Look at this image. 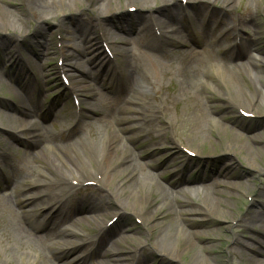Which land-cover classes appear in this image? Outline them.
<instances>
[{"label": "bare ground", "instance_id": "obj_1", "mask_svg": "<svg viewBox=\"0 0 264 264\" xmlns=\"http://www.w3.org/2000/svg\"><path fill=\"white\" fill-rule=\"evenodd\" d=\"M159 1L161 4H164L163 7H153L152 0H126L128 6L133 5L137 7L134 16L127 21L133 24L135 21L147 22L148 20H153L154 22L157 21L155 25L164 28L167 26L168 21L177 22V20L181 21L182 18L184 22V18L182 16L180 18V14L190 8L200 26L209 25L211 28H219L221 26V24L218 26L215 25L213 19L216 18L218 12L215 9H211L217 0H209V2H203L202 0H186L187 2L185 4L183 2H178V0ZM3 3H5V0H0V29L8 27L14 29L22 28L24 23H20L17 15L3 6ZM26 3H28L27 9L30 15L42 22L58 11L63 12L66 8L71 9L72 6L79 8L78 5H81L83 2L81 0H29L26 1ZM115 3V0H94V3L91 1L88 7H93V4H95V9L98 8L97 15L94 16L95 20L90 19L88 21L78 22L74 26H64L60 29L65 34V37H74L78 40L80 39L82 42V44L76 43L72 45V51L66 50L64 47L59 50L60 56L66 61L65 67L62 68V72L69 73L72 83V94L79 99L83 98L81 108L82 104L84 108L82 110L85 111L86 109L96 116L93 118V121L85 120L84 117H86V115L82 113L73 118L69 126L70 131L67 138V140L71 139L72 144L65 145L58 142L56 137L52 136L50 133L45 131L42 132L38 124H29V120L26 122L16 118V115L0 112V119L3 118L5 120L4 124H17L12 128L14 132L28 134L24 139L23 137L21 138L15 136L13 133H9L12 134L11 138L15 143L27 145L32 152L36 150V162H38V160H44L51 169H54L59 174L68 175L65 178L57 179L52 174L40 169L39 167H41L42 164L39 165L38 168L35 167L30 175H28V173H23L22 176L19 177H9V186H14L16 189L14 191V198L17 206L22 212H26L25 215H28V218L39 216L37 220L42 219L43 222L37 224L35 229L46 231V235H41L43 240L40 242L38 236L34 234L27 235V232L24 230L25 226L20 223L16 217L10 219L1 213L0 223L3 224L0 225L2 227L0 237L2 236L6 239L5 241H0V244H5L0 247V251H5L2 248L11 247L14 253H18L22 259L27 258L28 264H34L38 259L42 264H55L42 255L44 254V248L52 249L55 253L56 260L58 259L61 264H82L86 262L90 254L91 256L95 254L91 252L94 250V247L97 248L98 255L105 257L111 264H119V262H122L121 264L145 263V261L147 262L150 259L151 252L162 254L166 259L171 261L182 260L181 264H229L219 262L216 258L211 256L213 247L199 246V241L203 239V233L197 228L201 222L199 223L198 220L192 217L202 212L201 214L203 215L201 218L205 220V217H208V215L214 211L210 208L212 205L215 203L220 206L224 205L220 197H230V195L224 191L225 189L234 188L231 182L224 180L230 177L229 167H222L216 172L218 173V177H224V179L215 177L212 183L208 184L211 193L208 192L201 196V204L198 205L194 202L192 197L188 195V192L183 191L181 193L175 190V187L181 183L192 182L190 172L181 169L173 176H169L163 170H159L163 167V163H155L154 161V157L157 152H159V148L144 156L141 154V151L136 154V152L132 151L123 141L124 138H127L130 141L134 140V142H145V147L149 148V143L157 138L158 140L161 139L164 141L165 144H176V146L179 147L180 144L177 143L175 138L165 137V133L162 135H155L153 133V128H155L154 125L158 122L157 120L161 118L167 105H159L154 108L125 107L126 111L132 113H129L122 121L129 122V124L116 127L98 105L99 93L97 92L96 85L101 82L113 83L118 81L121 83L120 89L124 90V92L127 91L129 85H135L139 90L137 94L142 96L143 93H147V91L152 88L157 89L162 87L163 81L167 76L171 80L176 79L178 81V90L174 89L172 92L173 95L167 96V100L170 102L175 101L176 103L183 100L184 97L191 102L193 100L194 104L199 106L201 119L207 120L208 126H211L221 133L225 130L224 123L222 122L228 120L226 119V115L218 114V112L214 110V106L216 105L211 103L208 104V97L195 93L188 83H191L196 90H204L206 93H211L215 92V90L210 86L207 78H212L222 89L227 90V92L232 95V98H230L231 101L227 98L225 99L228 101V104L232 107H236V110L238 109L239 112H245L251 115V117H256V115L261 114L260 109L264 106V57H246L248 55L247 51L251 47H256L257 42L254 41L251 44L249 41L246 43L245 40L240 41V44L237 43L236 45L233 44L228 46L231 52L236 50L238 59L234 64H231V66L226 63L225 66L220 64L214 69L209 67L205 73L206 78L196 77V74L200 73L195 64H198L200 61H186L185 58H182L183 54L179 51L177 59L169 57L168 54H164V56L169 59L161 57L163 55L160 53L162 51H167L164 45L179 44L180 47H188L180 37L181 33L179 28L172 29L170 25L171 30L169 32L166 31L164 35L165 44H159L158 41H155L153 35L148 34L150 29L146 26L138 31V33L134 31V38L128 39L124 36L127 29H129L126 27L127 25L125 26V24L115 22L104 24L103 15L108 12L107 10L110 5L114 8L112 12L121 10ZM224 3L225 11H230L234 8L232 4L233 0H225ZM102 10L106 11L104 12ZM247 14L251 15L252 13L247 12ZM186 19V21H189L190 25H195L193 23L194 19L188 18L187 16ZM15 21L20 23V25L18 26ZM245 23L244 20L238 25H235V27H239V30H241V28L246 25ZM227 29L231 31L233 26L230 25ZM44 33L43 29L38 30L34 37V42L36 43V39L39 36H42L43 39ZM37 34L39 36H37ZM20 36L22 37V35ZM42 39L37 42L40 49L36 52V57H40L41 54L45 52L49 53L50 49H53L50 39L45 41H42ZM101 39L112 47L115 55L114 60L99 50L98 46L101 43L99 42ZM84 42H86V44ZM135 42H140L141 46L144 47V53L133 55L129 51L127 45ZM41 46L44 47L43 50ZM92 49L96 51L93 57L90 56L91 53H94ZM146 49L148 52L145 51ZM83 57L88 58V60H86V62L88 61V65H86L88 68L83 66V61H79L83 60ZM244 58H246L245 61H243ZM119 60L121 61V67L124 72L116 69L117 74L120 75L116 76V74L112 72V69H114V64L119 65ZM6 61H8V63L13 62L14 66L17 65L18 68H21L18 74L19 80H17L21 91V94L19 93L18 95L20 99L19 104L23 106L28 99H40L43 101L48 92H46V90H48L47 85L49 84L47 82L48 78H50L49 75L43 71L45 70V66L39 67L41 69V74L39 72H33V76H31L26 67L29 63H33V60L26 59V61L23 62L19 57H15L14 55L11 56V52L8 51L6 54ZM78 76L81 80L77 79ZM240 78L242 81L247 78L254 84L253 95L250 94L244 86H241ZM41 83H43L46 88L39 87V89L35 91V86ZM124 96L128 97L127 94ZM64 97L63 95V98ZM64 99L66 101V97ZM143 100L144 99L133 100L132 98L130 102L140 103L141 101L144 102ZM192 103L191 105H193ZM58 106L59 103L57 99H54L48 108V115L59 116ZM209 112H214L218 118L215 116L210 118ZM26 116L29 118V115L26 114ZM122 121L117 120L118 125H121ZM186 121H189V119H186ZM177 122H180V117H178V121L172 120L169 117L166 118V124L169 126H176ZM189 122L196 124L195 127L197 129L201 131L204 130L201 122L198 123L194 119H191ZM147 123L148 126L145 128L144 126ZM2 124L3 123L0 122V127L8 129ZM150 128L151 130H149ZM84 129L86 131L83 133ZM246 130L249 131L250 128H246ZM243 138H245L243 134L236 135L237 142H239V140L242 141ZM59 139L64 140L66 137L60 135ZM201 139L203 138H200L196 142L199 144L204 143ZM158 140L153 142H159ZM250 141L264 142V137L260 138L253 136L250 137ZM245 145L244 143H235L233 146L229 145L226 150L227 152L241 153ZM78 148L84 150L89 156H87L86 159L81 157L78 151H76ZM169 152V150H166L160 152V154L166 155L165 162L172 163L175 154L173 151L171 154ZM194 152L196 153L197 151ZM248 153L251 152L249 151ZM197 154L199 153L197 152ZM142 158H145V160ZM249 161L251 165L255 163L253 157ZM63 169H65V171ZM153 170H157V173L154 174L151 172ZM174 177H180V179L174 180ZM158 179H162L166 185ZM89 181L99 182L104 190L110 189V195L112 197L114 196V199L112 201H109V199L106 200V198L99 193L83 194L76 197L75 204L71 206L69 202L73 200V198H71L73 191L81 189L83 184ZM263 195L264 190H262L260 197ZM122 196H127L128 199L130 198L132 200L131 206L129 205L131 208L127 207L141 219L142 223L153 236L151 238L149 237L146 242L140 241L133 234H127L129 231L133 230L132 228H124L122 230V227H120L116 232H118V234L122 233L123 239H116L113 241L114 247L107 248V245H103L102 234L103 229L109 226V222L100 217V215L97 216L96 219L94 218L96 225L100 227L96 235L91 236V233H80L76 228V226H79V223L71 224L70 227L65 228L60 226L62 221L66 222L69 220L73 222L74 217L85 211L88 212V214L89 212L95 214V212L108 211L105 207L106 205L110 207L112 205H117V210L121 208L125 209ZM182 196L185 198H182ZM118 198L121 199L119 200ZM87 204H89V208H86ZM196 205L205 206L207 210L197 211L194 208ZM157 213H159V216H156ZM116 216L117 214L113 215V217ZM99 217L101 219H98ZM159 217H161L160 220L158 219ZM253 218L255 219L253 215H249L247 222L248 219ZM258 219L263 220V217L261 216ZM254 223L256 224V222ZM244 228L249 227L245 224ZM50 233H53V236H59V238H61L57 241L58 245L60 244L61 247L54 248L51 242L45 241V238ZM124 233L126 234L123 235ZM237 242L238 246H245L241 241L238 240ZM123 243L126 244V249L129 248V252H133L132 255L128 253L130 257H126L128 254L126 255L120 250L124 248ZM117 244H119V246ZM260 244L263 246L264 241L262 240ZM147 246L151 250L145 252ZM142 249H144L145 252L144 254L142 253L143 256L138 253V251ZM75 252H77V254L73 256L72 254ZM234 252V249L230 250L231 257H233ZM139 256H141V258H139ZM161 264L167 263L163 262Z\"/></svg>", "mask_w": 264, "mask_h": 264}, {"label": "rangeland", "instance_id": "obj_2", "mask_svg": "<svg viewBox=\"0 0 264 264\" xmlns=\"http://www.w3.org/2000/svg\"><path fill=\"white\" fill-rule=\"evenodd\" d=\"M26 1L29 0H5V3H3V6H5L9 11L14 12L19 18L20 23L23 22L24 25L22 28L16 29L10 27L0 29V112L9 113L14 116L16 115V118H19L20 120L27 119L23 115L24 110L20 108L22 104H19L20 99L18 97L20 91L17 80H19L18 74L21 68H18L17 65L14 66L13 62L8 63V61H6V54L9 51L11 52V56L14 55L15 57H20L23 59V62H25L26 59L33 60V63H29L27 67L25 66L28 68L29 75L31 76H33V72H39L41 74V69L39 67L45 66V70L43 71L50 77L48 78L47 82L49 83L47 85L48 90L45 89L46 92H48L43 99V103L39 99L27 101L25 104V112L28 113L29 111L30 114V111H33L39 102H41L40 104L43 106V114L41 115V118L34 116L32 123L36 122L35 124L40 126L42 132L47 130L54 134V136L57 137L56 139L58 142H61L65 145H70L72 144V141L71 139L67 140V138L70 131L69 126L73 118H75V116L81 115L82 113L86 115V117H84L85 120L93 121V118L96 116L91 114V112L86 109V112L82 110L84 108L83 104L81 108L83 98L77 100L79 104H75L74 96H70L68 91L65 90V84L60 78L58 71L65 66L66 61L63 60V63L61 64L59 50L64 47L66 50L72 51V45L76 43L82 44L80 39L78 40L74 37H65V34L60 29L64 26H74L78 22L88 21L90 19L95 20L94 16L97 15L98 8H96L97 10L95 9V4H93V7H88V4L91 3V1L94 3V0H81L83 3L78 5L79 8L76 6H72L71 9L66 8L65 11H58L54 15L49 16L46 20L41 22L30 15V12L27 9L28 3H26ZM115 1V4L118 5L117 7H119L121 10L112 12L114 8L112 5H110L107 10L108 12L103 15V20L105 22L104 24H109L110 22L124 23L128 19L132 18L137 11V7H134L133 5L128 6L126 0ZM202 1L209 2V0ZM224 1L225 0H217V2L213 5V8H211L218 12L216 18H214L213 21L217 26L221 24L219 28H211L209 25L200 26L199 22H197V19L194 17L192 9L190 10V8L187 10V14H189L190 18L194 19L193 23L195 25H190L189 21H186L187 19H185V21L182 23H180L179 20H177L178 22L168 21L167 26L164 28L159 26L163 33L166 31L169 32L171 28H179L181 33V35H179L182 41H184L190 47L191 44L194 43L191 48L180 47L179 44H170L167 46L164 45V48H166L167 51H162L160 54L163 56L161 57L165 59L167 57H165L164 54H168L169 57L177 59L179 51L183 54L182 58H185L186 61H200L198 64H195L200 73L196 74V77L202 78L205 77V73L207 72V65L214 69L220 64H222V66H225L226 64L231 65L232 61H236L238 59L236 50L231 52V50L228 48V46L235 43V40H238L237 38H241L242 41L245 40V43L248 41L251 44L254 41L257 42L256 47H251L247 51L248 55L246 57H264V0H233L232 4L234 5V8L230 11L224 10ZM178 2L186 3L187 1L178 0ZM152 5L155 8L164 6V4H161L159 0H152ZM131 8L133 10H131ZM102 11L105 12L106 10ZM247 12L252 14H247ZM244 20L246 25L241 28V30H239V27H235V25H238ZM152 21L153 20H148L146 22L150 28V34H152L151 28L154 27L155 23H157V21ZM15 22L18 24V26L20 25V23L17 21ZM229 24L233 26L231 31L230 29H227ZM136 25L137 29L141 27V24L139 23H136ZM170 25L172 26L171 28ZM40 29H43L45 32L43 34V39L42 36L37 34L39 37L36 39L35 43L34 37L36 32H38ZM20 35H22V37ZM40 39H42V41L50 39L53 49H50L49 53L45 52L44 54H41L40 57H36L35 54L38 49H40L37 42ZM84 43L86 44V42ZM102 47L103 45H99V50L103 52L104 48ZM41 48L42 50L44 49L42 46ZM127 48L133 55H140V53H144L142 50L144 47L137 43H133L132 45L129 44L127 45ZM222 48H225V50ZM219 51H221L222 54H219ZM95 54L96 53H91L90 56L93 57ZM204 55H208L210 57L215 55L216 57L219 56L220 58H217L218 60L211 61V64H208L205 61L204 63L202 62V56ZM86 60H88V58L83 57V60L79 61H83V66L88 68L86 66L88 65V61L86 62ZM245 60L246 58L243 59V61ZM121 66L122 64L119 60V65L115 64L114 69H112V72L115 73L116 76H120L117 74L116 69L118 71L121 70V72H124ZM67 76H69V73H67ZM77 79L81 80L79 76ZM207 80L209 81L210 86L214 88L215 92L206 93L204 90L199 91L194 89L191 83H188V85L193 88L195 93L207 96L209 100L208 104L211 103L216 105L214 106V110L218 112V114L226 115V119L228 120L222 122L224 123L223 125L225 126V130L221 133L211 126H208L207 120L201 119L199 106L194 104L193 100V103L186 97L177 103L175 101L170 102L167 100V96L173 95L172 92L174 89L178 90V81L176 79L171 80L168 76L163 81L162 87L157 89L152 88L147 91V93H143L142 96L137 94V91L139 90L135 85H129L127 91L124 92V90L120 89L121 83L118 81L113 83L101 82L96 85L97 92L99 93L98 105L101 110L105 112L110 118L112 124L116 127H119L129 124V122L122 121L129 115V113H132L126 111L125 107L154 108L155 106L166 104L167 108L165 109L164 113H162L161 118L157 120L158 122H156L154 125L155 128H153V133L155 135H162L165 133V137L175 138L177 143L180 144L179 147L176 146V144H165L164 141L161 139L158 140L157 138L153 141L158 140L159 142L154 143L151 141L149 143V148L145 147V142H134V140L130 141L127 138H124V143L127 144V146L132 151L136 152V154L141 151V154L144 156L149 154V152L159 148V152H157L154 157L155 163H160L166 159V155L160 154V152L169 150V153L171 154L173 151L175 154L174 161L172 163L167 162L168 164H165L164 169L161 168L159 170H163L165 173L169 174L173 170L185 167L187 172L192 173V175H190L192 179H199L198 181L201 183L198 186L193 187L185 186V184H179L175 187V190L181 193L183 191L188 192V195L191 196L194 202L198 205L201 204V196L207 194L208 192L211 193V190H209L210 188H208V184H211L215 177H218V173L216 172L222 167H229V178L224 179V177H218L231 182L234 185V188L224 190L230 195V197H220V200L224 203V205L220 206L217 203L212 205L210 208L214 211L212 210L213 212L209 214L208 217H205V220L201 218L203 215L201 214L202 212L192 216L198 220L199 223L201 222L197 228L203 233V239L199 241V246L213 247L211 256L222 263L264 264V245L262 246L260 244L262 240L264 241V195L260 197L262 190H264V142L250 141V137L253 136L260 138L264 137V106L260 109L261 114L256 115V117L252 116L253 118L246 117L243 114L244 112H239L238 109L236 110V107H232L230 104H228V101L225 100L227 98L231 101L230 98H232V95H230L227 90L222 89L219 84L214 82V79L207 78ZM239 80L241 86H244V88L253 95L254 84L247 78H245L244 81H242L241 78ZM69 82H71V79ZM70 85L72 86V83H70ZM39 87L46 88L43 83H41ZM125 94H127L128 97H125ZM63 95L66 97V101L64 99L65 97L63 98ZM132 98L133 100L144 99V102H130V99ZM54 99H57L59 103V106L57 107L59 116L48 115V108ZM191 103L193 105H191ZM209 114L210 118L214 116L218 118L214 112H209ZM167 117L176 121H178V117H180V122H177L176 126H169L166 124ZM186 119H189V121L194 119L198 123L201 122L202 128H204V130L201 131L197 129L195 127L196 124L186 121ZM117 120L122 121L121 125H118ZM4 121L5 120L3 118L0 119V122L3 123L2 125H5V127H7L9 130L0 127V214L2 213L10 219L16 217L20 223L25 226L26 229L24 228V230L27 232V235L34 234L35 236L39 237V241L41 242L43 240L41 235H46V231L37 230L35 228L37 227V224L43 222V220H37L39 216L28 218V215H25V211L20 212L21 210L17 206L14 198V190L16 189L15 187L12 189V186L11 188L7 186L8 179L11 176H22L23 173H28V175H30L31 171L35 167L38 168V166L42 164L44 166L42 165L39 168L49 174H52L57 179L65 178L68 175L59 174L54 169H51V167L48 166L46 164L47 162L44 160L40 161L37 159L39 163L36 162L35 154L37 151L34 150L32 152L31 149L27 147V145H20L17 142L15 143L11 138L12 134L9 133H13L15 136H19L21 138L23 137L24 139L28 136V134L14 132L12 128H14L13 126H16L17 124H4ZM147 126L148 123L145 124L144 127L146 128ZM246 128H250V130L248 131ZM149 130H151V128ZM85 131L86 130L84 129L83 133ZM237 134H243L245 138H243L242 141L239 140V142H237ZM60 135H63V137L65 136L66 139L60 140ZM200 138H203L201 140L204 141V143L199 144L196 142ZM235 143H244L246 145L245 148L242 149L241 153L230 151L227 152L226 148L229 147V145L233 146ZM188 150H193V152L197 151L199 154L196 152V155H190L187 152ZM76 151H78L79 155L84 157V159L89 156L84 150L79 148L76 149ZM249 151L251 153H248ZM252 157L255 160L253 165H251L249 161L252 159ZM142 159L145 160V158ZM63 170L65 171V169ZM151 172L155 174L157 173V170H153ZM177 179L178 177H174V180ZM158 180L166 185L162 179ZM110 192V189H102L99 182H85L81 189L73 191L71 196L73 200L70 201L69 204L73 206L75 204V198L83 194L99 193L100 195H103L106 200L109 199V201H112L114 196L112 197ZM182 198L185 197L182 196ZM122 201L125 204V209L121 208L117 210V205H112L111 207L106 205L105 207L108 211L105 210L95 212V214H93V212H89L88 214V212L85 211L86 213L84 212L74 217L73 222H70L69 220L66 222L62 221L60 226L65 228L70 227L71 224L79 223V226H75L80 233H91V236L96 235L99 232L100 227L96 225L95 219L100 215V217L104 218V220L108 222L111 221L112 223V225L110 224L106 229H103V245H107V248H113V241L116 239H123L122 233L118 234V232H116L120 227H122V230L124 228H132L133 230L129 231L127 234H133L140 241L146 242L149 237L151 238L153 236L142 223L141 219L132 213L128 208L131 206L132 200L130 198L128 199L127 196H122ZM87 207H90L89 204H87L86 208ZM194 208L197 211L207 210V207L202 205H196ZM248 213L251 216L253 215L255 219H248L247 222V218L249 217ZM114 214H117V216L113 217ZM156 216H159V213H157ZM261 216L263 217V220L258 219ZM100 217L98 219H101ZM113 218L115 219L112 220ZM158 219L160 220L161 217ZM254 222H256V224ZM2 224L3 223H0V225ZM245 224L249 228H244ZM1 229L2 227L0 226V231ZM125 234L126 233L123 235ZM5 239L6 238L2 236L0 237V241H5ZM60 239L61 238H59V236H53V233H50L45 238V241H49V243L51 242L54 248H59L61 245H58L57 241ZM238 240L244 243L245 246H238ZM2 245L4 246L5 244H0V247ZM117 245L119 246V244ZM123 246L124 248H121L120 250L126 255L128 253L132 255L133 252H129V248L126 249V244ZM2 249L5 251H0V264H28V259H22L18 253L15 254L13 248L6 247ZM231 249H234L235 251L233 257H231L230 254ZM148 250L150 251L151 249L147 246V250H145V252ZM91 252H94L95 254L92 256L90 254L86 262L82 264H111L106 260L105 257L98 255L96 247H94V250ZM145 252L144 249L138 251V253H140L139 255L141 256H143ZM76 254L77 252L72 255L74 256ZM42 255L55 264H61L58 259L56 260L55 253L50 248H44V254ZM141 256H139V258H141ZM126 257H130L129 254ZM163 262H166L167 264H181L182 260L171 261L166 259V257H164L162 254L160 255L156 252H151L150 259L147 262L145 261V263H140L161 264ZM121 263L122 262H119V264ZM34 264L42 263L38 259Z\"/></svg>", "mask_w": 264, "mask_h": 264}]
</instances>
